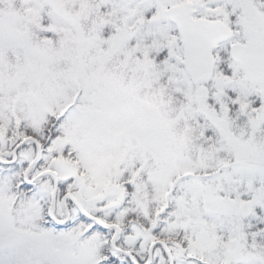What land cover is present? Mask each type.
<instances>
[{"label": "snow or ice", "instance_id": "1", "mask_svg": "<svg viewBox=\"0 0 264 264\" xmlns=\"http://www.w3.org/2000/svg\"><path fill=\"white\" fill-rule=\"evenodd\" d=\"M0 264H264V0H0Z\"/></svg>", "mask_w": 264, "mask_h": 264}]
</instances>
